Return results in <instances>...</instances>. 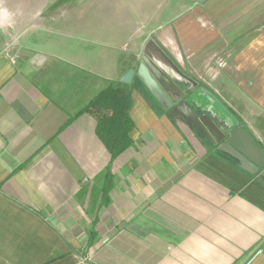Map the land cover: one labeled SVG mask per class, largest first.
I'll list each match as a JSON object with an SVG mask.
<instances>
[{"label":"crops","instance_id":"0c3cea01","mask_svg":"<svg viewBox=\"0 0 264 264\" xmlns=\"http://www.w3.org/2000/svg\"><path fill=\"white\" fill-rule=\"evenodd\" d=\"M12 1L0 18V264H264V166L242 171L135 76L121 82L152 40L193 82L196 113L264 153V0H181L161 25L160 0ZM111 84L130 92L134 126L113 161L82 112Z\"/></svg>","mask_w":264,"mask_h":264},{"label":"water","instance_id":"95a60500","mask_svg":"<svg viewBox=\"0 0 264 264\" xmlns=\"http://www.w3.org/2000/svg\"><path fill=\"white\" fill-rule=\"evenodd\" d=\"M26 54L24 50L19 52L20 57ZM168 75L193 84L150 40L140 54L138 65L128 70L121 82L130 84L135 76L159 103L170 108L173 103L168 93L176 95L177 101H180L184 94ZM169 117H179L187 125L199 130L212 145H218L219 151L235 159L242 171L254 175L264 166V153L244 129L236 127L224 132L209 116L197 115L185 100L173 107Z\"/></svg>","mask_w":264,"mask_h":264},{"label":"trees","instance_id":"16d2710c","mask_svg":"<svg viewBox=\"0 0 264 264\" xmlns=\"http://www.w3.org/2000/svg\"><path fill=\"white\" fill-rule=\"evenodd\" d=\"M130 108V92L111 84L93 97L82 111L95 120L96 135L109 152L111 161L131 145L130 133L134 126L129 117ZM107 174L106 170L104 175Z\"/></svg>","mask_w":264,"mask_h":264},{"label":"rangeland","instance_id":"374dc122","mask_svg":"<svg viewBox=\"0 0 264 264\" xmlns=\"http://www.w3.org/2000/svg\"><path fill=\"white\" fill-rule=\"evenodd\" d=\"M80 1V2H79ZM181 0H160V9L158 15H160L159 18L156 20L157 25H161L166 19H169L172 15L175 14L176 10L178 9V3ZM184 3H189L190 1L193 0H182ZM23 3L28 4L29 0H22ZM61 2L64 4L62 7H68V8H75L82 2V0H61ZM14 6H13V1L12 0H0V10L3 12L8 11L12 12ZM3 14H0V18L4 16ZM9 14V13H6ZM159 19V20H158ZM5 22H8V20H3ZM160 23V24H158ZM108 26L107 25V18H103V26ZM215 113L221 115V112H224L227 114L226 108H211ZM221 111V112H218ZM216 119V118H215ZM223 129L222 131L227 132L229 129H226L225 125H222Z\"/></svg>","mask_w":264,"mask_h":264},{"label":"flooded vegetation","instance_id":"af4514ba","mask_svg":"<svg viewBox=\"0 0 264 264\" xmlns=\"http://www.w3.org/2000/svg\"><path fill=\"white\" fill-rule=\"evenodd\" d=\"M138 63H139V60H138ZM138 65V64H137ZM172 80H173V82L180 88V90L183 92V94H184V96H183V98L182 99H180V101L181 100H185V101H187L188 102V104L190 105V107H191V109L196 113L197 111H195V109L192 107V105H193V102L196 100V97L195 96H192V95H190V93H191V89H190V83L189 82H187V81H185V80H183V79H181V78H179V77H176V76H173V75H168ZM175 78H179V80H183V82L182 83H184V84H186V87H182V84H178V82L176 81V79ZM168 93V92H167ZM168 95H169V97H170V99H171V101H172V103H173V106L172 107H170V108H167L164 104H162L163 105V107L165 108V110L168 112V115L170 114V112H171V110L173 109V107H175L180 101H177V96L176 95H172V94H170V93H168ZM197 114V113H196ZM205 113H200L199 115H204ZM198 115V114H197ZM205 115H207V116H209L210 117V115H208V114H205ZM179 118V117H178ZM180 119V118H179ZM181 120V119H180ZM216 146H218V145H216Z\"/></svg>","mask_w":264,"mask_h":264},{"label":"clouds","instance_id":"9594fccd","mask_svg":"<svg viewBox=\"0 0 264 264\" xmlns=\"http://www.w3.org/2000/svg\"><path fill=\"white\" fill-rule=\"evenodd\" d=\"M4 16H5V18H6V17H7V14L5 13Z\"/></svg>","mask_w":264,"mask_h":264}]
</instances>
